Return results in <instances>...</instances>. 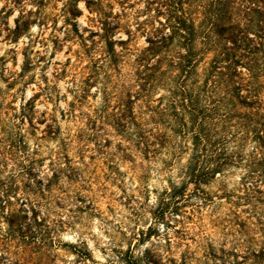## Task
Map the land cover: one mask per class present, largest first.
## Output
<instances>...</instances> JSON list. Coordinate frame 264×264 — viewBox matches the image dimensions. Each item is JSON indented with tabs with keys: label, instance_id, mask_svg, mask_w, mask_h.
Listing matches in <instances>:
<instances>
[{
	"label": "rangeland",
	"instance_id": "obj_1",
	"mask_svg": "<svg viewBox=\"0 0 264 264\" xmlns=\"http://www.w3.org/2000/svg\"><path fill=\"white\" fill-rule=\"evenodd\" d=\"M87 1L0 0V215L26 197L41 196L39 216L46 214L48 239L42 254H24L0 229V264H125L122 253L129 248L138 254L150 248L164 264H223L220 257L228 264L223 255L234 239L254 236L262 245L260 230L245 233L213 220L211 206L199 208L195 197L178 206L168 200L165 191L171 181L179 183L182 160L167 165L138 152L124 157L110 126L84 125L101 104L103 73L97 72L83 98L74 96L89 59L99 53V34L109 26L112 38L126 39L136 18L145 17L138 13L143 0ZM83 38L95 41L89 50ZM143 43L138 33L130 41L133 47ZM29 99L32 122L24 117ZM43 112L55 115V133L44 132L49 120ZM79 130L81 140L75 138ZM243 174L241 168L230 170L226 187L237 186ZM219 184L216 179L208 188L219 192ZM218 203L215 215L226 217L228 204Z\"/></svg>",
	"mask_w": 264,
	"mask_h": 264
},
{
	"label": "trees",
	"instance_id": "obj_2",
	"mask_svg": "<svg viewBox=\"0 0 264 264\" xmlns=\"http://www.w3.org/2000/svg\"><path fill=\"white\" fill-rule=\"evenodd\" d=\"M138 13L145 17L136 18L126 39L112 38L109 26L98 36L99 53L89 59L87 77L83 86L76 84L74 96L83 98L97 72L103 73L101 104L87 114L84 125L92 130L110 126L124 157L138 152L167 165L182 160L179 183L171 181L165 191L168 200L178 206L195 197L199 208L211 206L213 220L245 228V233L260 230L264 244V0H143ZM137 33L144 43L133 47ZM94 42L83 38L86 50ZM23 106L32 122L31 99ZM41 115L49 120L44 132L55 133V115ZM79 132L75 138L81 140ZM95 142L100 146V140ZM234 168L244 174L228 189L225 177ZM216 179L219 192L212 193L208 187ZM39 197H26L0 215L5 241L16 242L24 254H42L47 245ZM220 200L228 204L222 218L215 215ZM234 241L223 255L228 264L263 263L264 246L254 236ZM122 254L125 264H164L150 248Z\"/></svg>",
	"mask_w": 264,
	"mask_h": 264
}]
</instances>
